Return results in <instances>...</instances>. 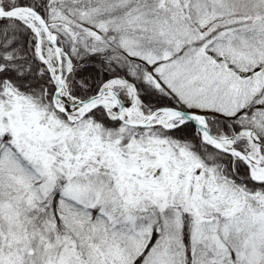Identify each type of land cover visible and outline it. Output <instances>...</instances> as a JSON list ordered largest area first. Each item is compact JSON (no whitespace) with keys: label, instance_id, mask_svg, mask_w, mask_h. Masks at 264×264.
Here are the masks:
<instances>
[{"label":"snow or ice","instance_id":"snow-or-ice-1","mask_svg":"<svg viewBox=\"0 0 264 264\" xmlns=\"http://www.w3.org/2000/svg\"><path fill=\"white\" fill-rule=\"evenodd\" d=\"M0 264H264V0H0Z\"/></svg>","mask_w":264,"mask_h":264}]
</instances>
